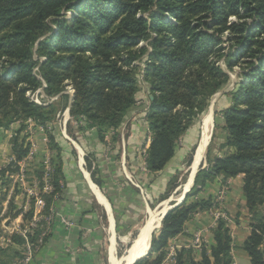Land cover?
<instances>
[{
    "label": "trees",
    "instance_id": "1",
    "mask_svg": "<svg viewBox=\"0 0 264 264\" xmlns=\"http://www.w3.org/2000/svg\"><path fill=\"white\" fill-rule=\"evenodd\" d=\"M230 16L241 21L228 23ZM224 31L230 33L232 49L227 52L217 47ZM142 41L146 44L138 46ZM143 56L151 133L145 167L150 172L166 166L193 118L206 108V98L228 82V74L216 64L218 58L224 57L229 70L237 64L243 69L231 92V104L220 110L226 137L219 148L224 152L211 155L210 141L205 165L197 170L192 188L166 211L152 234L149 255L134 264H161L168 240L182 232L194 213L212 207L211 197L187 198L216 175L225 181L239 174L249 226L241 246L249 264H264V0H0V128L25 118L45 125L53 118V104L33 103L24 93L41 87L45 96H54L67 81L74 88L70 117L85 116L87 126L103 140L124 123L136 101L140 66L135 61ZM60 97L69 99L66 93ZM20 131L11 140L13 160L0 168V212L10 185L7 175L17 170L15 162L28 150ZM193 132L195 139L184 153L187 168L199 128ZM114 134L111 137L118 138ZM48 140L58 154L52 160L53 189L42 193L44 213L63 179L60 147L51 132ZM96 172L92 169L90 175L98 183ZM42 173L41 164L33 170L39 178ZM178 173L167 181L158 200L167 199L178 186ZM19 192L14 185L1 218L21 216L23 222L32 218L33 199L24 211V196L19 204L14 200ZM38 232L27 234L28 239L34 241ZM3 235L0 230V238ZM9 240L15 246L0 243V264H12L22 256L25 238L12 233ZM232 242L230 228L219 218L209 248L201 247L196 259L191 248L182 247L174 264H232Z\"/></svg>",
    "mask_w": 264,
    "mask_h": 264
},
{
    "label": "crops",
    "instance_id": "2",
    "mask_svg": "<svg viewBox=\"0 0 264 264\" xmlns=\"http://www.w3.org/2000/svg\"><path fill=\"white\" fill-rule=\"evenodd\" d=\"M207 113H210V120L206 126H203V117L201 135V139H205V148H207V142V146L210 141L213 144L215 137L212 113L209 110L204 116ZM132 115L133 112L128 113V121H125L126 128L123 129L124 132L121 134L123 136L120 135L119 138H113V140L108 135L101 140L93 128H87L84 131L78 129L80 132L76 134L74 131L77 129L78 124L70 119L69 114L64 116L65 121L69 119L67 134L70 137H75L77 141L72 143L66 137H62V132H56V142L61 149L63 174L60 192L54 197L52 204V209L57 216L51 225L47 240L34 254L31 264H105V261L110 263L112 258L115 259L114 251L117 239L126 234L128 218L134 216L140 205H143V196H140V193L143 192V189L147 191L148 195L161 193L168 176L176 169L181 168L180 165H182L184 153L188 150V144L194 140L193 132H188L179 140L175 155L162 170L150 172L146 169L145 158L144 155L142 156L143 151L145 152L148 146L149 140H147V137L150 136V132L147 127H141V120L137 122L130 121ZM210 124L212 127L209 139ZM208 129L209 131H207ZM120 131L121 129H117L116 132L120 134ZM8 137L10 136L7 132L0 128V168L13 159ZM47 146L50 151L51 148L48 144ZM45 151L44 145L38 141L36 160ZM205 153L206 149H204L203 156L198 162H195V154L190 167L191 174L196 171L199 165L201 167L205 165V162L201 163ZM122 160L124 164L127 163V169L122 166ZM87 162L90 164V169L87 168ZM92 169L97 170L95 177L100 180L99 183L93 181L90 175ZM140 186L143 188L141 192ZM225 186L228 188L226 199L222 202L225 214L231 216L233 212L237 216V204L239 206L244 205L245 221H240L242 219L239 215V220L231 221L234 222L233 225L235 226L244 223L245 231L242 236L244 240L249 233V226L245 201L241 191L242 175L227 178L225 181H222V175H216L213 179L206 181L200 194L203 198L210 196L215 198L220 188ZM22 198L18 202H22ZM7 199L9 197L6 196L0 212L1 216L5 212ZM18 202L16 203L18 204ZM226 203L229 204L230 208L226 206ZM148 212L150 214V210ZM61 218L67 220L70 225L67 226ZM3 220H7V222H4L3 227L0 224V230L5 234L4 237L2 236L4 238L3 243H1V238L0 243L6 246L11 244L9 235L17 233L16 229L14 230L16 225H24L26 222L22 221L21 216L12 220L7 218ZM212 225L210 210L196 212L184 223L182 232L170 238L167 245H171L176 250L189 246V248L193 247L194 250H192L195 252L197 247L193 244L196 232L208 228L206 234L211 243L212 228L214 227ZM231 235L234 239L233 242L236 243L233 233ZM233 242L232 245L234 246ZM11 246L14 247L15 245L11 244ZM198 250V253L197 251L194 253L196 259L200 257L201 250ZM103 252L108 254L105 255L104 261ZM231 253L232 264H242L235 256V250H231ZM238 256L241 257V255ZM161 264H174V260L165 261L163 259Z\"/></svg>",
    "mask_w": 264,
    "mask_h": 264
},
{
    "label": "rangeland",
    "instance_id": "3",
    "mask_svg": "<svg viewBox=\"0 0 264 264\" xmlns=\"http://www.w3.org/2000/svg\"><path fill=\"white\" fill-rule=\"evenodd\" d=\"M240 21L241 20L236 18L235 16H230L228 18V23L240 22ZM44 36L45 35H43L39 39L43 38ZM220 36H221V42L219 43V45L217 47H219L220 50L223 52H227V50H231L232 49V48H230L231 42L228 41L230 33L228 31H224L223 33H221ZM38 41L39 40H37L36 43H38ZM143 44H146V42H143V41L139 42L138 46H141ZM35 49H36V47H34V50ZM144 60H145V56H143L141 60L135 61V63L140 66V69L138 70V72H136V78H137L136 79V81H137L136 82L137 83L136 101H135L134 105L130 108V112H133V115H132L130 121L137 122L138 120H141V122H140V124H142L141 127H147L148 128V121L146 118V113H147V109L149 106V100L147 99V95H149V92L147 89V84H146L145 80L143 79ZM216 64L218 66H220L224 70V72H226L228 74L229 80H228V82L223 84L219 89L214 91L210 96H208L206 98V104H207L206 108L203 110L200 117L193 118L192 123L189 126V132L190 131L193 132L194 130L196 131L197 128L200 127L202 117L206 114L207 111H209V110L211 111L213 127H215L214 128L215 137H214L213 144H211L210 151H209L211 155H214V154L215 155H221L224 152V150H221L219 148V145L222 142H224V139L226 137V131L223 127V124H224L223 116H222V113L220 110L223 108H226L228 105L231 104V92L233 90H235V88H237V83L241 80V71L243 69L242 65L237 64L229 70L226 67L224 57L218 58V60L216 61ZM35 70H36V68H35ZM71 89L73 90L72 92L74 93V88L72 87V85L69 82L65 81V85H64L63 91L61 93H66L69 96L68 100L61 98L60 97L61 93L56 94L54 96H45V93L42 91L43 89L41 87L37 88V89H28L25 91L24 95L28 98L29 101H31L33 103L40 104V105L53 104V107H54V110L52 113L53 118L51 120L47 121L45 125H43L46 127L45 129L42 128V125L37 124L34 120H32L30 118L14 119L13 121H11L9 123L10 125L8 127H6V128L1 127L10 136V137H8V139L10 140V143L12 142L11 141L12 137H13V135H15V132L17 131L18 128L21 129L20 136L23 138L25 137V139H24L25 145H26V143L28 144L29 133H30V135H33L31 138L35 142V150L36 151H35L33 158L30 159L31 161L28 163V165L26 167V169H27L26 170L27 171V175H26L27 177L26 178H28V180L31 179L32 176H35L33 174V170L35 168H37L40 164L42 165V171L44 170L43 160H46V159L50 160L51 165H52V160L55 158L56 154H58V151H56L55 149H52V150L50 149V151L48 150V146H47V144L49 145L48 132H51L55 136L56 132L60 131V132H62L63 138L66 137V139L70 140V142H72V143L77 141L75 139V137H73V136L70 137L69 134H67V132L69 131V119L66 121L64 120L65 119L64 116L69 114L70 103H71L72 96H73V94L70 96L69 91ZM40 95H42L43 97L41 98ZM38 102H40V103H38ZM129 116H131V115H129ZM81 117L85 118L83 120V121L86 120L85 123L79 122V118L81 120ZM127 118H128V116L124 120V123L118 128V130L121 129L120 134H118V132H116L117 130H113V134L115 133L114 135L118 136V138L124 132L123 129L126 128L125 121H128ZM70 119L74 120L78 124V125L76 124L77 129L74 131L76 134L78 132H80L78 129H81L82 131L86 130L87 128L95 129L94 127H88L87 126L88 122H87V118L85 116H79V117H77V119L72 117ZM212 122H211V124H212ZM211 124H210V129H211ZM13 128H14V130H13ZM95 131H96V129H95ZM199 131H200V129H199ZM201 131H202V128H201ZM207 131H209V129ZM74 132H73V134H75ZM109 134H111V135H109ZM113 134L112 133H106L105 136L108 135L111 137ZM124 135H125V133H124ZM195 135H196V132H195ZM195 135L193 132V139H195ZM199 135L200 134L198 132V138H199ZM121 136H123V135H121ZM46 137H47V139L45 141L44 138H46ZM181 138L182 137H180V139ZM209 138H210V136H209ZM112 140H113V138H112ZM38 141L44 145V150H46V151L42 154L41 157H39L38 160H36L37 159L36 155H37V149H38ZM197 141H198V139H197ZM108 142H109V140H108ZM111 143H112V141H111ZM192 143H193V141L190 143V146L192 145ZM178 144H179V141L177 142V145ZM8 146H9V144H8ZM45 147H47V149H45ZM189 150H187V151H189ZM59 153H60V158H61V149L59 150ZM145 154H146V150H145V152L143 151V153H142V156L144 155L143 156L144 158H145ZM10 157H11V155H10ZM184 159H185V156L183 158L182 165H180L181 168L176 169L179 171V173L176 175L177 183H178L179 187L177 186L178 189L175 188L174 191L171 193V195L167 199L158 200V195L164 191L165 187H164L163 191L157 195H152V194L148 195L147 191L144 190L143 188H141V186H140V192H141V189H143V192L140 193V196H143V198H142L143 199L142 200L143 205L142 206L140 205V207L138 208V211L135 212L134 216L128 218V220H127L128 225H126V226L128 227L129 231L127 229L126 234L124 236H121L116 241L114 256H115V259L117 261H119V259L123 255H125V253L127 252V250L130 247L133 239H135L137 232L139 231V229L141 228V226L144 224L145 220L147 219L149 210H151L153 212H155V211L157 212L161 207L165 206L164 203H166V207L163 209V211L165 209H166V211L169 210L170 208L175 206L174 204L180 198H182V194H183L185 189H187V192H189L190 189L192 188V186H193L192 183L190 186L188 185L190 183V180H191V177L189 175L190 170L184 165ZM203 162H205V154H204L203 161L201 163H203ZM122 166L127 169V163L124 164L123 160H122ZM199 167L200 166H198L197 168L199 169ZM175 171H173L172 174H170L168 176V180L173 176ZM93 181H95V180L93 179ZM99 182H100V180H99ZM136 184L139 186L138 183H136ZM166 184H167V182H166ZM188 186H189V188H187ZM225 187H226V192L223 194V198H219V195H220L221 190L224 187L220 188V191L215 198L210 196L212 199V207L210 209H207V210L211 211L212 221H214V218L217 215H218V217L219 216L222 217L223 216L222 214L225 213L224 207L222 206V202H224V200L226 199V196H227L226 194L228 192L227 186H225ZM8 188H9V190L12 189V192L10 194H9V191L6 192V196L10 197L13 194V187H12V185H8ZM186 193H185V195H186ZM22 197H23V194L21 192L16 193L14 195V200L16 202H18V201H20V199ZM184 198H185V196H183V199ZM200 198H203V197H202V194H200V192H199L196 195H194V194L190 195L187 198V201H192V200L200 199ZM205 198H207V197H205ZM19 203H21V202H18V204ZM160 203L162 205H160ZM29 205H30V203H29ZM29 205H28V207H29ZM226 206L228 208H230L229 204H227V203H226ZM236 209H238L237 216L235 213L232 212L231 213L232 215L231 216L226 215L227 219H224V220L226 221L228 227L230 228L231 233H233V236H234L235 241H236V243L233 242L234 246L232 247V250L233 251L235 250V256L238 258V261L240 263L249 264L247 253L245 252V250L241 246L242 240H243L242 236H243L244 231H245L244 223H242L239 226H235V225H233L234 222H231V221L237 220L238 215L242 219L240 221L244 222L245 221L244 220L245 208H244V205L241 204V206H239L237 204ZM159 214H160V212H159ZM3 219H6V218H1V215H0V222H1L0 224H2V227H3V224H5L7 222V220H3ZM215 224H216V222H215ZM207 229L208 228H206V230L200 231V234L198 236L201 239H208L207 234H206ZM107 245H108V242H107ZM166 246H167L166 247V249H167L171 245H166ZM166 249L164 250V256H165ZM191 249L194 250L193 247H191ZM196 251H197V253L199 252V250L197 249V250H195L194 253H196ZM105 255H108V254L103 252V261L105 260ZM238 255H241V257H239ZM22 256H23V250H22ZM33 257H34V255H33ZM17 259H19V258H17ZM17 259H15V260H17ZM15 260L14 259L12 260V264L14 263ZM110 263L105 261V264H110ZM29 264H31V263H29Z\"/></svg>",
    "mask_w": 264,
    "mask_h": 264
},
{
    "label": "built area",
    "instance_id": "4",
    "mask_svg": "<svg viewBox=\"0 0 264 264\" xmlns=\"http://www.w3.org/2000/svg\"><path fill=\"white\" fill-rule=\"evenodd\" d=\"M73 90L71 89L70 96L73 94ZM41 98L43 97L40 95ZM40 103V102H38ZM85 118L81 117V120L79 118L80 123H85L83 121ZM43 129H45V126H42ZM149 131V129H148ZM150 132V131H149ZM109 133H113V130H110ZM33 135H30L28 137V150L25 156L19 160L16 161V166L17 170L14 173L8 174V178L10 181V185L12 187L14 185L17 186V188L21 189V192L25 198V201L21 205L23 210L25 211L28 209V205L30 203V200L33 199V215L32 218L26 221L24 225H20L14 228L16 229V232L23 236L25 238V242L22 246L23 250V256L17 260L14 261L13 264H29L32 261L33 255L38 251V249L42 246L44 243V236H47L50 232L51 225L57 216L56 213H54L52 206L49 208V211L47 213L43 212V207L45 205L44 199L42 197V193H48L51 192L53 187L51 183V172H52V165L50 160L46 159L43 160V165H44V170L42 173L41 178L37 176H32L31 179L28 180L26 178L27 176V165L31 161L30 159L33 158L35 154V142L32 140ZM151 133L150 136L147 137V140L150 141ZM45 141L47 139L44 138ZM109 145V144H108ZM13 160V159H11ZM9 194L12 192V189H8ZM226 192V187H224L219 195V198H223V194ZM222 217H218V215L214 218L213 221V226H215V222L219 218L227 219L226 214H222ZM62 222H64L67 226L70 225V223L65 220L64 218H61ZM34 230H39V232L36 235V239L34 241H30L27 237V234H32ZM200 232H196L195 234V240H194V246L197 247V249L201 250V247L209 248L210 243L208 239H201L198 235ZM4 238L1 237V243H3ZM167 247V246H166ZM165 247V249H166ZM186 248H189L187 246ZM176 249H174L172 246L168 247L165 252V258H163L165 261L167 260H175V254H176ZM163 261V260H162ZM162 263V262H161Z\"/></svg>",
    "mask_w": 264,
    "mask_h": 264
},
{
    "label": "water",
    "instance_id": "5",
    "mask_svg": "<svg viewBox=\"0 0 264 264\" xmlns=\"http://www.w3.org/2000/svg\"><path fill=\"white\" fill-rule=\"evenodd\" d=\"M150 98H152V95H150ZM204 117V116H203ZM203 117H202V119H201V124H200V127H199V129H200V131H199V138H198V141H197V143H196V146H195V148H194V152H193V154H192V159H191V163H190V165L188 166V169H190V167H191V165H192V163H193V161H194V156H195V154H196V152H197V148H198V146H199V142H200V139H201V135H202V131H201V128H202V120H203ZM212 127V126H211ZM209 136H211V129H210V134H209ZM210 139V138H209ZM208 144V143H207ZM207 147V146H206ZM206 149V148H205ZM204 158V157H203ZM200 166V165H199ZM198 169V168H197ZM197 169H196V171H197ZM191 169H190V173H189V175L191 174ZM196 171H195V173H196ZM195 173L193 174V177H194V175H195ZM192 183H193V178H192ZM179 187V186H178ZM178 187H176V189H178ZM187 192V189H185L184 190V192H183V194H182V198H180L174 205H176V204H178L179 202H181L182 201V199H183V196H185V193ZM170 199V198H169ZM160 205H162L161 203H160ZM172 207V206H171ZM163 209H164V207H161L157 212L155 211V212H151L152 213V215L151 214H149V212H148V217H147V219L145 220V222H144V224L141 226V228L139 229V231L137 232V235H136V237H135V239H133V241H132V243H131V245H130V247H129V249L128 250H130L131 248H133V247H136L137 248V250H138V252L139 253H141V250L142 249H144V245H145V239H148V247H147V251H144V253L142 252L141 254H139L136 258H134L130 263H128V264H134L136 261H138L139 259H141V258H144V257H147L148 255H149V253H150V241H151V237H152V234L154 233V232H156L158 229H159V227H160V224H161V219H162V217L165 215V211H166V209L163 211ZM159 212H160V214H159ZM159 218L158 220H156V218ZM155 218V219H154ZM157 221V222H156ZM127 250V251H128ZM126 256V255H125ZM125 256H123V257H121L120 259H119V261H123V263H121V264H126L127 263V260H126V258H125ZM111 264V263H110Z\"/></svg>",
    "mask_w": 264,
    "mask_h": 264
},
{
    "label": "bare ground",
    "instance_id": "6",
    "mask_svg": "<svg viewBox=\"0 0 264 264\" xmlns=\"http://www.w3.org/2000/svg\"><path fill=\"white\" fill-rule=\"evenodd\" d=\"M210 120V113H207V115L206 116H204V125L203 126H206L207 124H208V121ZM202 138V137H201ZM208 143V142H207ZM207 143H206V146H207ZM204 149H205V139L203 138V139H201V142H200V146H199V148L197 149V153H196V156H195V162H198L199 161V159L203 156V153H204ZM195 173V171H193V173L192 174H190V177H191V182L189 183V186L191 185V183H192V177H193V174ZM189 186L187 187V188H189ZM166 202V201H165ZM165 205H166V203H164ZM151 212H153V211H151L150 210V214L152 215V213ZM155 219V218H154ZM159 218L157 217L156 218V220H158ZM157 222V221H156ZM145 245H144V249H142L141 250V253L143 252L144 253V251H147L148 249H147V247H148V239H145ZM129 249V248H128ZM147 249V250H146ZM141 253H139L138 252V250H137V248L136 247H133V248H131L130 250H128L126 253H125V255H123V256H125V258H126V260H127V263L126 264H128V263H130L134 258H136L139 254H141ZM122 256V257H123ZM111 264H121V263H123V261H116L114 258H112L111 259Z\"/></svg>",
    "mask_w": 264,
    "mask_h": 264
}]
</instances>
